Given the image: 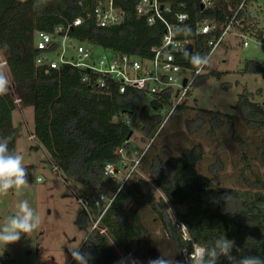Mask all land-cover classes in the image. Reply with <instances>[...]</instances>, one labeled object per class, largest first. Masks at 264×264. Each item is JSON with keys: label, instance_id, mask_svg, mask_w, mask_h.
Instances as JSON below:
<instances>
[{"label": "trees", "instance_id": "1", "mask_svg": "<svg viewBox=\"0 0 264 264\" xmlns=\"http://www.w3.org/2000/svg\"><path fill=\"white\" fill-rule=\"evenodd\" d=\"M165 1L171 3L173 12L189 13L190 20L184 27L187 26L190 32L177 33L180 37L194 40V45L186 52L209 56L211 45L208 41L213 34L199 33L196 23L204 19L225 22L242 0H212L209 7H204L202 0ZM93 2L0 0V51L4 57L0 70L9 74L7 76L14 87L0 96V136H11L9 148L16 151L19 132L14 123V111L32 106L34 138L49 151L55 165L67 178L99 191L108 177L104 174L105 164L121 160L122 156L116 152L119 146L128 148L132 137L129 138V134L133 130L129 117L136 101L149 98L140 111L143 138L153 137L156 133L159 135L172 117L183 116L191 107L185 98L192 94L193 85L199 77L206 75L200 73L184 100L174 106L172 91L150 97L138 89L128 90L124 94L100 91L82 80L86 72L83 68L65 64L47 72L37 66L35 59L39 50L35 46V32H54L57 25L68 24L80 15L85 17L84 22L71 27L70 34L81 41L142 59L150 57L152 47L161 43L166 25L161 21L149 24L144 16L138 15V0H116L124 11V20L107 27L96 24L91 14ZM238 18L240 24L237 27L241 32L249 30L253 24L255 26V15L246 8L240 10ZM257 26V35L262 38L264 30L259 28V19ZM184 53H178L177 60L186 69L196 70ZM242 72L264 75V62L249 59L245 61ZM212 73L218 77L222 74L217 70ZM252 96V92L246 91L239 97L237 114L196 106L203 113L185 121L188 131L193 133L207 122L212 126L228 124L234 127L238 120H244L250 129L263 128L264 102H256ZM164 111L169 113L166 121ZM207 114L211 116L207 118ZM233 136L242 149V160L247 164L241 171L243 180L262 187L260 178L253 183L245 172L250 168L249 143L236 129ZM155 145L153 141L137 166V169L148 172V180L135 176L134 171L133 180L128 179L119 185L113 202L101 217L99 224L106 228V232L92 228L83 240L81 250L88 251L93 257L89 264H117L121 259L117 248L133 255L146 242V228L140 212L132 208L134 202H143L152 207L182 264H189L186 260L196 252V245L210 246L224 235L234 240L239 249L238 252L234 249L233 255H254L264 259V197H247L239 189L213 186L197 168L204 158L202 143L184 147L178 156L167 157L152 150ZM162 149L165 152L170 150L166 146ZM259 150L264 157V138ZM222 167L220 156L210 165L211 172L217 176ZM149 181L161 189L164 197H156ZM226 195L232 197L228 202L224 199ZM84 198L89 210L80 212L79 223L85 222L89 213H93L97 219L101 212L96 203L98 196L91 192ZM167 201L174 207L187 205L188 209L185 212L177 211L178 220L175 221L168 213ZM185 252L187 259L183 254ZM0 260L4 264H18L8 254L0 256ZM69 264L76 262L72 259ZM219 264L228 262L221 258Z\"/></svg>", "mask_w": 264, "mask_h": 264}, {"label": "rangeland", "instance_id": "2", "mask_svg": "<svg viewBox=\"0 0 264 264\" xmlns=\"http://www.w3.org/2000/svg\"><path fill=\"white\" fill-rule=\"evenodd\" d=\"M245 8L255 15V26L253 24L249 30L244 31L248 34L247 37L241 35L239 27L233 26L223 41L210 53V64L201 71V74L206 76L199 77L198 82L193 85L192 94L185 98L186 103L191 107L183 116L172 117L161 134L157 135L156 133L153 137L143 138L140 111L149 102V98L136 101L135 109L129 117L133 134L128 144L127 168L121 167L114 176L107 177L99 191L67 178L60 168H55L49 151L36 138L32 137L34 108L29 106L15 109L13 118L19 132L16 152L24 157L23 162L28 168L30 185L21 189L19 193L10 191L8 195L0 196V227L3 226L8 216L15 213L16 205L21 200H28L30 205L39 212L42 217V225L39 230L28 236L22 235L16 243L5 247L0 245V256L5 257L8 254L18 264H69L72 260L69 248L81 247L96 220L95 215L89 213L85 222H78L80 212L83 209L89 210L78 198L91 192L96 196L101 192L106 194L115 192L127 175L132 163L131 159L137 157L134 150L142 152L153 141L156 145L152 150L160 152L165 157L178 156L184 147L202 143L204 158L199 162L197 168L213 186L239 189L247 197H264V157L259 150L264 138V127L250 129L244 120H238L234 127L228 124L212 126L207 122L202 128L191 133L185 124L187 119L196 118L203 113L198 108L237 114L236 105L239 97L246 91L253 93L254 101L264 102V75L242 72L245 61L249 59L264 62V34L263 39L257 35L258 19L259 28L264 30V0H250ZM245 38L249 41L248 45H244ZM84 45L90 50L91 59L96 60L111 53V50L96 43L85 42ZM0 62L4 63L1 51ZM214 70L220 71L222 74L218 77L212 73ZM7 75L9 76L8 73ZM9 81V90L12 91L14 87L10 78ZM166 113L167 111H164L165 121L169 116V113ZM206 116L209 118L211 114ZM234 129L250 146V168L245 172L253 183L260 178L262 187L247 184L242 178L241 171L246 168L247 164L243 162L242 149L233 136ZM163 146L169 147L170 150L163 151ZM217 156H220L223 161L219 176L213 174L210 169L211 163ZM134 175L148 180V172H144L140 168L135 171ZM133 176L131 175L129 180L132 181ZM38 177H41V180H38ZM149 185L157 198L164 197V193L157 185L151 181H149ZM166 206L169 215L175 221L178 220L177 211L185 212L188 209L187 205L174 207L168 201ZM132 208L140 212L146 228L144 237L147 240L138 253L133 255L117 248L121 258L134 257L140 261V264H147L149 259L163 255L169 258L173 257L178 264H182L152 207L143 202H134ZM200 248L201 246L196 245V255ZM183 254L185 257L187 256L185 253ZM0 264L4 263L0 260Z\"/></svg>", "mask_w": 264, "mask_h": 264}, {"label": "built area", "instance_id": "3", "mask_svg": "<svg viewBox=\"0 0 264 264\" xmlns=\"http://www.w3.org/2000/svg\"><path fill=\"white\" fill-rule=\"evenodd\" d=\"M249 1L242 0L233 15L229 16L225 22L204 19L196 23L199 33L213 34L208 41L211 45L210 53L223 41L233 26L240 24L238 15ZM202 3L204 7H209L212 5V0H202ZM136 10L138 15L144 16L149 24L161 21L166 25L161 43L152 47L150 57L142 59L128 53L111 51L110 54L101 56L99 59H91V52L84 45L86 41H81L70 34L71 27L84 22L85 17L80 15L68 24L57 25L54 32L45 30L35 32V46L39 50L35 59L37 66L43 67L47 72L65 64L83 68L86 72L82 80L100 91H117L124 94L128 90L138 89L149 97L172 91L175 106L184 100L187 91L191 89L196 77L202 71V69L194 71L186 69L176 56L178 53L188 51L194 45L193 39L180 37L176 31L189 22V13L187 11L173 12L171 3L165 0H138ZM91 14L96 24L102 27L113 26L124 20V11L116 0H94ZM170 16L172 18H169ZM241 35L248 36L244 32H241ZM248 44L249 41L245 38L244 45ZM184 79H186L185 84ZM32 137H34L33 134ZM116 152L122 158L118 163L108 161L105 164L104 174L108 177L114 176L121 167L127 168L128 148L125 145L119 146ZM144 152L145 150L142 152L134 150L137 157L131 159L132 163L122 184L136 171ZM55 168L59 167L55 165ZM38 180H41V177H38ZM116 194L117 191L112 194L101 192L98 195L96 203L101 212L92 228H100L102 232H106V228L101 227L99 223ZM78 200L87 207V200L84 197ZM190 255L195 257L196 252Z\"/></svg>", "mask_w": 264, "mask_h": 264}, {"label": "clouds", "instance_id": "4", "mask_svg": "<svg viewBox=\"0 0 264 264\" xmlns=\"http://www.w3.org/2000/svg\"><path fill=\"white\" fill-rule=\"evenodd\" d=\"M177 33L188 34L190 29L185 26L183 29H177ZM189 62L197 69H203L210 64V57L200 53H184ZM10 81L7 74L0 70V96L7 94ZM12 140L11 136H0V196H6L10 191L20 192L21 189L28 187V168L24 165V157L15 150L9 148ZM225 202L232 199L231 195L224 197ZM14 214L8 216L0 227V245L4 247L18 242L22 235L29 234L40 229L42 217L34 209L28 200H21L16 205ZM236 248L235 241L228 239L225 235L217 238L210 246L201 247L195 257L189 256V264H219L221 258L227 260L228 264H264V259L259 256L233 255ZM69 253L76 264H89L93 259L91 254L80 246L69 248ZM140 264V261L134 257L121 258L117 264ZM147 264H178L174 258L163 255L155 259H149Z\"/></svg>", "mask_w": 264, "mask_h": 264}, {"label": "water", "instance_id": "5", "mask_svg": "<svg viewBox=\"0 0 264 264\" xmlns=\"http://www.w3.org/2000/svg\"><path fill=\"white\" fill-rule=\"evenodd\" d=\"M183 83H184V84L186 83V79H184ZM132 134H133V130L130 132V134H129V138L132 136Z\"/></svg>", "mask_w": 264, "mask_h": 264}, {"label": "crops", "instance_id": "6", "mask_svg": "<svg viewBox=\"0 0 264 264\" xmlns=\"http://www.w3.org/2000/svg\"><path fill=\"white\" fill-rule=\"evenodd\" d=\"M91 229H92V227H91Z\"/></svg>", "mask_w": 264, "mask_h": 264}]
</instances>
